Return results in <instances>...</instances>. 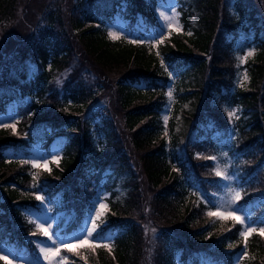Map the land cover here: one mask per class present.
<instances>
[{
	"label": "trees",
	"instance_id": "16d2710c",
	"mask_svg": "<svg viewBox=\"0 0 264 264\" xmlns=\"http://www.w3.org/2000/svg\"><path fill=\"white\" fill-rule=\"evenodd\" d=\"M158 1L0 0V114L14 103L20 117L14 134L0 128V249H22L23 264L36 254L27 237L37 228L24 213L37 206L34 183L50 198L63 195L75 215L66 233L81 226L99 189L110 193L100 234L111 246L89 264H234L243 246L249 256L240 264H264V235L244 238L239 222L223 230L208 215L222 180L206 167L227 150L244 187L239 204L264 225V0H179L183 32L155 47L110 38L106 25L117 15L132 31L143 18L154 27ZM246 32L256 53L240 67L235 53ZM242 68L248 87L237 84ZM113 94L111 114L104 100ZM222 106L241 109L234 123ZM59 134L68 139L59 164L48 171L21 162L32 145L49 147ZM195 183L205 203L192 194Z\"/></svg>",
	"mask_w": 264,
	"mask_h": 264
},
{
	"label": "rangeland",
	"instance_id": "374dc122",
	"mask_svg": "<svg viewBox=\"0 0 264 264\" xmlns=\"http://www.w3.org/2000/svg\"><path fill=\"white\" fill-rule=\"evenodd\" d=\"M263 2V0H261ZM181 3L179 0H159L154 5V11L155 16L157 17V24L153 27H147V24L145 22V19H139L136 29L137 30H130L128 28V21L123 19L122 16H116L114 17V21L106 25V30L109 32H113L118 35V39L122 37H126L130 41H135L136 43H147L152 44L153 47H155L159 42H163L165 38H168L173 33H181L184 31V27H182V21L180 16V6ZM175 9V12L178 13V16L175 20L171 22V27L169 28L167 26V22L163 20V18L160 16V13L163 12L166 15L171 16L172 15V9ZM264 9V6H263ZM242 36V43L244 45V48L240 51H237L235 53V57L237 58L236 61L239 63L240 67L245 65L246 61L249 59H252L254 57V54L256 53V47L255 45L251 44L253 37L252 34L248 35V32L243 33ZM111 38V37H110ZM113 39V38H111ZM2 38L0 37V41ZM117 40V39H113ZM248 46H246V45ZM251 51L253 52V55L248 56L246 61L244 63L240 62V58L246 56V54ZM1 74V72H0ZM66 74V73H65ZM64 74V75H65ZM237 84L238 86H243L249 84L250 77H248V71L246 68H242L241 70L238 69V73L236 76ZM246 77V78H245ZM172 82L169 84L167 89V94L169 91H171L172 96L171 98L167 95L168 103L164 106V109L162 110V122L164 124V131L163 135L168 136L169 132V120L172 116L171 113V107L173 105V101L176 99V92L174 90V79H176L175 75L171 76ZM61 78L57 80V86H59L61 82ZM248 87V85H247ZM106 98L104 101L108 105V111L112 114L117 110V105L113 101H115L114 94L113 97ZM103 100L99 102V106L106 107ZM224 108V111L227 112V119H231L232 123L235 122V120L240 116L241 109L238 106H222ZM97 108V105H95L94 109ZM235 110V115L229 116L230 112H233ZM17 110H15V104L11 103L8 106V111L6 113L0 114V128H6L10 133L14 134L15 131H17L18 124L20 122V117L17 115ZM85 116H89V113L85 114ZM165 117H167V120H165ZM92 118V117H91ZM100 120L99 117L96 118V121ZM126 131V130H125ZM231 136H236V132H232ZM93 138L96 139L97 144L101 147V139H103L99 132H96L95 135H93ZM68 140L64 135H54L53 141L50 144L49 147H46V143L42 142L39 144H35L31 146L30 155L27 156V158H22L21 162H30L31 165H33V162L35 161L40 167H37L39 169H46L50 170L53 164L59 163L62 159V157L65 154V142ZM212 154L213 152H209ZM214 157L212 158V162L207 164V169H211V172L216 174L217 171H220L222 173H225L229 176L234 177L232 180H224L221 176V190L215 193V196L213 195V202H208L210 205L209 212H216L218 210L217 206H219V211L224 212L223 217L220 216H211L215 219V221L219 220L221 224H223V230L230 229L235 226V223H238L235 220V217L239 216L245 219V224H240L241 231H244L246 227L251 226L252 228H255L256 231H259L261 227L264 225L261 223H258V221L254 220V217L251 216V212L248 210L246 211L243 206L239 204L240 199L242 198L241 193L244 189L243 185H241V180L235 171V164H233V158L232 155H229L227 153V150H218L214 153ZM12 156L11 152L8 153V157L10 158ZM264 180V178H263ZM262 181H258L260 184ZM32 189L30 192L34 194L35 196L39 195L43 197V200H38L37 206L34 209H26L25 214L29 217L30 221H32V224L36 223H43L45 226L51 225L52 227L49 229L50 232L55 233L63 243H67L70 247H73V251H68L67 248H61L60 255L55 259L54 264H71L70 259L71 256L75 257L74 259L77 260V264H89V258L90 255H93L94 258H96V250H98L100 247H92L93 243L101 244V243H107L108 248L111 243L112 237L110 236H102L103 228L108 224V218H107V211H108V196L109 192L105 191L104 189H99L97 192V195L94 197V200L90 207V210L88 211V216L84 221L81 222V226L72 231V232H65L66 231V225L67 223L73 218L72 214H68L67 208V202H64V197L61 194H58L55 196V198H50L48 194L45 193V191L41 190L36 183L33 184L31 187ZM192 194L196 192L197 198H199L200 201H203L204 203L207 201L206 197H204L203 189H201L200 186H198L196 183L194 186L191 187ZM235 192L240 193V199L236 200L235 203H232V199ZM262 200L264 197H261ZM103 203L106 205V207L103 209V216L101 219L105 221V223L101 226L100 229L97 230V233L94 234L96 236L95 240H88L86 243L76 246V241L74 238L81 237V233L84 230L86 225H90L89 217L93 215V209L99 208L100 204ZM210 216V215H209ZM65 220L64 224L59 226V224ZM99 223V221H97ZM227 225V226H226ZM59 226V227H58ZM149 232L152 234H149V239L157 238L158 233L154 228H148ZM110 231V230H109ZM107 231V232H109ZM105 232V233H107ZM250 235L244 238H248ZM29 240L32 242V246L35 248V258H31L29 263L30 264H48L46 260H44L43 255L39 252V248L37 247L36 241L43 242L46 246L51 247L52 242L48 241L46 237H43L39 234L38 229H36V232L33 234V236H28ZM30 242V243H31ZM150 245L154 243L149 242ZM157 243H155L156 246ZM152 247V246H151ZM26 248L23 249L25 251ZM22 250V249H21ZM21 250L16 249L15 245H11L8 247H4L0 249V255H4L8 257V260L11 261L12 264L17 262L16 257L18 258L16 254L20 253ZM18 251V252H17ZM150 253L153 254V250H150ZM78 254L79 257H82L86 259L85 262H81L80 259H76V255ZM248 251L246 247L240 248V251H238L235 255V263L234 264H240L242 259L247 258ZM19 262L24 263L25 259L22 257H19ZM201 264H217L215 261H211L210 258L201 260ZM178 264H182L181 262H178Z\"/></svg>",
	"mask_w": 264,
	"mask_h": 264
},
{
	"label": "snow or ice",
	"instance_id": "6c2138e0",
	"mask_svg": "<svg viewBox=\"0 0 264 264\" xmlns=\"http://www.w3.org/2000/svg\"><path fill=\"white\" fill-rule=\"evenodd\" d=\"M172 15H166L165 13L161 12L160 16L163 18L164 21L167 22V26L170 28L171 27V22L173 20L176 19V17L178 16V13L175 12V9L173 8L172 10ZM109 36L113 39H118V35L113 33V32H109ZM162 42V41H161ZM253 55V52L249 51L246 56L241 57L240 58V62L244 63L247 59L248 56ZM246 78V77H245ZM170 98L172 96L171 91L168 92L167 94ZM235 115V110L233 112L229 113V116H233ZM165 120H167V117H165ZM41 165H39L38 163H36L35 161L33 162V167H40ZM217 176H221L224 180H232L234 179V177L229 176L225 173H222L220 171L216 172ZM37 200H43V197L37 195L36 196ZM240 199V193L239 192H235L233 199H232V203H235L236 200ZM106 207V205H104L103 203L100 204L99 208H94L93 209V215H91L89 217L90 220V225H86L84 230L81 233V237L78 238H74L76 241V246L78 247L81 244L86 243L88 240H95L96 236L94 234L97 233V230L101 228V226L105 223V221H103L101 219V217L103 216V209ZM218 210L216 212H209L208 215L210 216H220L223 217L224 212L219 211V206H217ZM235 220L237 222H239L240 224H245L246 221L244 218L242 217H235ZM97 221H99V223H97ZM32 222V221H30ZM35 227L38 229L39 234L42 235L43 237H46L48 241L52 242V246H46L43 242H39L36 241L35 243H37V247L39 248V252L43 255L44 260H46L48 262V264H54L55 259L60 255V250L61 248H67L68 251H73V247H70L67 243H63V241L60 240V238L53 232H50L49 229L52 227L50 224L45 226V224L43 223H36ZM256 229L252 228L251 226L246 227V229L244 231H242L240 233V235L242 237H247L248 235H251L253 232H255ZM259 234L260 235H264V227H261L259 229ZM108 247L107 243H101V244H96L93 243L92 247ZM0 260H5L7 262V264H11V261L8 260L7 256L4 255H0Z\"/></svg>",
	"mask_w": 264,
	"mask_h": 264
}]
</instances>
